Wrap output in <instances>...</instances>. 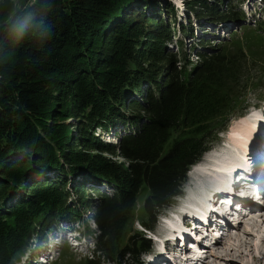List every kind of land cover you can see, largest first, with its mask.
I'll return each mask as SVG.
<instances>
[{
	"label": "trees",
	"instance_id": "16d2710c",
	"mask_svg": "<svg viewBox=\"0 0 264 264\" xmlns=\"http://www.w3.org/2000/svg\"><path fill=\"white\" fill-rule=\"evenodd\" d=\"M231 1L183 7L189 23H241L246 35L252 27ZM174 9L170 0H0V264H19L34 242L37 254L86 214L98 234L84 264H142L152 246L132 230L136 210L155 231L208 135L226 131L237 102L249 109L244 85L254 93L264 83V21L249 24L263 47L248 55L236 31L212 46L195 42L189 23L174 43ZM184 39L196 62L175 52Z\"/></svg>",
	"mask_w": 264,
	"mask_h": 264
},
{
	"label": "rangeland",
	"instance_id": "374dc122",
	"mask_svg": "<svg viewBox=\"0 0 264 264\" xmlns=\"http://www.w3.org/2000/svg\"><path fill=\"white\" fill-rule=\"evenodd\" d=\"M170 1L173 3V6L175 8L174 10L177 11V13H176V16H177L176 17V21H177V23L176 24L172 23L173 33H175V37H174V40H175L174 43H175V42H177V40L179 41V38H183L179 34L180 30H182L181 26L182 27L187 26L189 28V26H188L189 14H188L187 10H185L183 5H185V2L191 1V0H170ZM239 1L240 0H232L231 2H233L235 4V6L240 4L241 5V9L244 10V12H245L244 15L246 14L248 16H250V15L252 16L253 13H254L252 19L255 18V20L256 19L258 20L259 17H260V19L264 21V0H263V3H262V0H247L246 3H248V6H246L245 2L243 4H241V3H239ZM163 19H165L166 21L169 20L168 18H165L164 16H163ZM251 22H252L251 19L247 20V22H245V25L247 27H252V30L244 32L246 35L242 34L244 29L238 30L237 33H236L237 34V36H236L237 39L239 38V36L240 37L243 36V38L240 39L239 43H240L241 47H243V49L247 52L248 55H250V52L252 51V49H254V51H256L258 49V51H260V48L263 47V46L262 47H254L256 39L259 37L258 36L259 34L257 35V33H254V31H253L254 30V24L253 25L247 24V23H251ZM252 23H255L254 20H253ZM189 24H191V28L193 29V35L192 36L195 38V42H199L200 38L202 40L203 39L208 40V38H211L210 44L212 46L220 44L221 41H218L217 40L218 38H215V37L212 38L211 34L215 33L217 35L220 30H222L224 28H228V27L230 28L229 30L233 31L232 33H234L236 31V29H235L236 27L235 26H231V25H228L226 27H218L216 29L211 24H208V23L202 22V21H193V22H190ZM236 24L238 25V27H241V23H236ZM174 29H175V32H174ZM228 33H230V31ZM228 33H225V35L220 33L219 35H221V36L223 35V37L225 36V38L227 37V39H230V36H229ZM183 44L184 45L182 46V48H179V50L175 48L174 49L175 52L179 53L180 55L181 54L186 55V57L191 59V62H196L197 59H198L196 57V55H194V53H192L190 51L188 52V49H191L193 42H190L189 39L188 40L184 39L183 40ZM191 51H192V49H191ZM183 55H181V56H183ZM263 57H264V55H262L260 58H263ZM260 58H259L258 63H257V65H259V66H256L252 72H257L258 73V71H260V69H262L263 64H262V59H260ZM252 75H254V74L252 73ZM261 86L262 87H259V89L256 92L253 93L252 90H251L250 82H248L246 85H244V89L242 91V95L246 94V90L248 88L250 89L249 90V95H248V98H247V100L249 101L250 109H247V111H245V112L241 111L240 107L238 108V106H240V104H239V102H237V105H236L237 110L229 118V123H228V126H226L227 127L226 131H224L222 133H219L218 135H216L215 131L211 132L208 135V138H206V141H209V143H211V145H208L210 149L205 153L206 154L205 156H207V154H208V156H207L208 161L206 162V160L204 158H202V161L200 162V165L198 164V166L196 165L197 167H195V166L191 167L192 168L191 171H193L194 169L196 170V168H197V171L202 170V168L207 169L208 167H205V165H207L208 162H211L213 160L215 161L214 165L216 166V163H217L216 161H217L218 157H221V155L222 156L226 155L225 153H227V157L232 156L233 154H236L235 151L237 149L234 150V148H233L232 140H230V137H229V133H231V132H229V131H231V129L233 127H237L239 129L240 126L243 125V122H241L243 113L245 115L247 114V116L244 117V118L248 117L249 123L252 122L253 120L255 121V119H257V117H255L256 115L255 116L253 115V114H255V111H256V110H254V108L256 109V107L264 105V83ZM260 99H262V100L260 101ZM128 126L130 127L129 124H128ZM116 130L118 131V134H119L117 136L124 135V134L129 132V131L123 129V128H119V125H115L114 126V131H116ZM128 134H130V133H128ZM97 136L99 137L100 140L105 141L106 143H114V144L116 143V137L117 136L112 137L111 133H109V136H111V137H106L103 134H101L100 132H97ZM222 138H224V139L226 138L225 139L226 140V147L224 149L219 150L218 154H215V153H217L218 146H219V143H220ZM224 139H222V140H224ZM248 156H249V158H251L253 160V159H255L257 157V154H256V152H252V153L248 154ZM204 160H205V162H204ZM120 161H123V160L120 159ZM205 163H207V164H205ZM242 173L248 175L249 178L252 177L251 173H249V174L245 173V172H242ZM197 174L198 173L196 172V174H195L196 180H195L194 183H192V181H191L192 179L189 180V176H188V180L191 181V182L189 183V181L187 180L188 182L186 183V186L184 188L183 197H180V198L176 199L174 205L170 209H167L163 213V215H166V213H168L170 211H172V212L176 211L174 207H176V206L180 207V205L182 206L181 208H182V211H183L184 207L188 204V202L191 201L193 199V197H195L196 195H199L197 193H200L201 191L202 192L204 191V189L206 187L205 186L203 188L201 187L203 180H201L202 178L199 177ZM238 175H239V173H238ZM249 178H245V179L248 180ZM190 184H192L191 189H192V192L194 193V195L191 197V195L193 193H190V196L186 199V197H187L186 193L187 192H185V191L188 190V188L190 187ZM100 191L102 193H105V194H113L114 193L113 187L111 185H109V184H106V183L102 184V186L100 188ZM92 197H94V196L92 195ZM204 198H206V197H204ZM70 199L73 201V204H75V205L78 204V199H77L76 196H71ZM84 210L85 209L82 210L83 213H85ZM141 212H142L141 209H137L136 210L134 221L132 222L133 223L132 230L134 232H137V233L143 232V230H144V228L138 222L140 220V218H141L140 216L142 215ZM259 215H264V213L263 214L260 213ZM251 218H249L247 220V222H250L249 220ZM256 218L260 219V216H258ZM91 219H92L91 216L89 214L88 215L86 214L85 216H83L81 221L76 222L75 224H73L74 228L77 229V231L81 233L82 240H85V242L83 243L84 248L81 251H79L78 249L77 250L76 249H74V250L71 249L67 239H66V242H64L66 244L63 247H61V245L63 244L62 242L61 243L57 242L58 251L56 253L55 260H54V262L52 264H84L86 262V260H88L87 258H90V257L92 258V254L91 253L93 251H92V249H88V248H90V247L95 245V242L97 240L96 236H97L98 233H97V227H96L95 224H93L94 222ZM86 220H88V223L86 222ZM175 220H176V218H173L171 221L176 222ZM263 220H264V218H263ZM59 227L62 230V226L60 225ZM183 227H184V230H189L190 231V229H188L186 226H183ZM66 229H68V228H66ZM65 230L63 229L64 233H65ZM88 230H90V234L87 233ZM245 231H246V229H245ZM83 233H86V235H85L86 237H83ZM154 233H157L158 235H160V237L156 241H151V246L156 247L155 242H158L156 248L157 249L159 248V250L161 251V253L159 255V258H162L167 253V252H164V249H165L164 247H166V245L169 243V241H167L165 239L164 233H166V232L162 229L161 226L157 227V229H155ZM161 235H163V236H161ZM229 235H234V234L230 233ZM91 236H92V238L90 239L89 237H91ZM243 237H245V236H243V232L240 235L228 237V240L224 242L225 244H223V246H225L228 242H229L228 245L231 244V243H234L233 245H238L239 246L240 253H238L236 251L230 253V257H228L230 259L229 260L225 259L224 261H222V263H224V264H229V263H231V264H264V255H263L264 254V228L255 229V230H252L251 233H247V238L245 237L247 240H245V239L243 240ZM53 241H55L54 237H53V240L51 239V241H50L51 243H49V244L53 245V243H54ZM125 242H126V239L124 238L123 244ZM171 243H173V242H171ZM123 244L120 243L119 246L121 247ZM241 244L246 245V248H244ZM32 246L33 247L27 252V255L26 256H24V255L22 256V258L20 260V264H23L24 262H26L27 261L26 259L34 254L33 252L35 251V247H36L35 242L32 244ZM225 249L224 250H219L218 251L219 254H226L227 248H225ZM257 250H259V251H257ZM260 251H263V252H260ZM258 252L262 253V256L259 257L258 260L257 259L256 260L253 259V256H256ZM173 257L170 256V258H173ZM142 259H143L142 261L149 260L150 256L147 255L146 257H144ZM178 259H180L179 255L174 257L173 260H170V259L161 260L160 264H165V263L166 264H174V263L177 262L176 260H178ZM228 261H231V262H228ZM133 264H134V262H133Z\"/></svg>",
	"mask_w": 264,
	"mask_h": 264
},
{
	"label": "bare ground",
	"instance_id": "6f19581e",
	"mask_svg": "<svg viewBox=\"0 0 264 264\" xmlns=\"http://www.w3.org/2000/svg\"><path fill=\"white\" fill-rule=\"evenodd\" d=\"M253 121L249 123L248 117L242 118L241 122H243V125H241L239 129L237 127H233L231 131H229L231 132L229 133V137H230V140H232L233 148L234 150L237 149L235 151L236 154H233L232 156L227 157V153H225L226 155H223V156L221 155V157H218L216 161L217 162L216 166L214 165L215 161L213 160L209 162L208 164L206 163L207 165H205V167H208L207 169L202 168V170L197 171L198 173L197 175L202 178L201 180H203L201 187L203 188L205 186L206 188L204 189L203 192L201 191L200 193H197L199 195H196L195 197H193L191 201L188 202V204L184 207L182 211L184 212V214L187 213L189 215H194L195 217L201 218L205 222L213 220V221H216L217 224H220L219 220L216 219V216L214 214V208L210 206L211 204L213 205L215 203L214 202L215 200L212 201L214 203L211 202L210 204L208 197L210 195H213V197L215 196L216 199H222L224 202H222V205H220L221 209L226 208L224 206L225 203H227L228 206L233 207L234 205H237V201L234 199H231L232 196H228V195L224 196L225 193L223 192H230L235 189H239L243 187L241 186L240 179H239L240 182L237 180L240 177L238 175L239 170H241L242 172L248 173V174L251 173L252 175L251 178L256 177V174L259 173V171L263 170L264 152L262 153L260 152V154L257 153V157L253 160L249 158L250 155L248 156V154L258 151L259 149H256V148H258L257 146H259L260 144V143H254L253 142L254 139H252L254 135L257 133L258 126L256 125L259 122L256 119L254 122ZM260 129H264L263 124L260 127ZM253 146L256 148H254ZM233 165L237 166L238 170L235 169L236 172L231 171L232 167H234ZM243 168H245V170ZM234 173H236V176H237L236 179L234 177ZM244 187H252V185H245ZM226 210L227 209H225V211ZM263 213H264V210L261 212V214ZM179 217L180 216H176V220H175L176 222H173L171 220L166 222L165 232L167 233L164 234L165 239L167 241L173 242L174 245H176L175 247H181L180 249L181 256L179 255L180 259L176 260L177 262L174 264H204L206 263V262H203L202 260L203 259L207 260L208 252L207 253L206 251L203 252L202 251L203 248L196 246V244L189 245L187 243L186 239L193 240L194 243L197 241L200 242V239L192 233L193 232L192 230L191 231L184 230L183 226H185V223H182ZM186 218L188 219L189 216L187 215ZM263 218L264 217L262 215V217L258 219L259 221L261 220L260 222L258 221L259 222L258 224L256 223L252 225V222L254 220L256 221V219H254L253 217L249 220L250 222H246L244 226V228L246 229L245 231L246 234L251 233L252 230L264 228ZM245 237L247 238L246 235ZM245 237H243V240L244 239L247 240ZM228 243L225 246L222 245V247H219L218 249L217 248L212 249L211 252L217 255L216 258L215 257L213 258L214 260L212 259V264H224L222 263V261H224L225 259L227 260L230 259L228 257H230V253H232V250L240 253V248L238 245H233L234 243H231L228 245ZM241 245L244 248H246V245L244 244H241ZM185 247L188 250L193 249V252H191L192 258H190V260H187L186 263H184V261L186 260L187 255L189 254H187L184 251ZM225 248H227L226 254H219L218 251L224 250ZM260 252H263V251H260ZM260 252H258L256 256H253V259L258 260L259 257L262 256V253ZM197 259L200 262H198Z\"/></svg>",
	"mask_w": 264,
	"mask_h": 264
},
{
	"label": "water",
	"instance_id": "95a60500",
	"mask_svg": "<svg viewBox=\"0 0 264 264\" xmlns=\"http://www.w3.org/2000/svg\"><path fill=\"white\" fill-rule=\"evenodd\" d=\"M11 1H14V0H11Z\"/></svg>",
	"mask_w": 264,
	"mask_h": 264
}]
</instances>
